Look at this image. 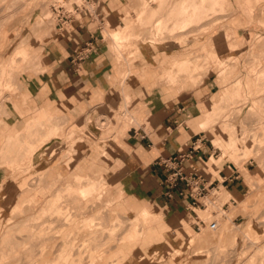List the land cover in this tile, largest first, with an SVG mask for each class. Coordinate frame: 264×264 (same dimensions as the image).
<instances>
[{
  "label": "rangeland",
  "instance_id": "374dc122",
  "mask_svg": "<svg viewBox=\"0 0 264 264\" xmlns=\"http://www.w3.org/2000/svg\"><path fill=\"white\" fill-rule=\"evenodd\" d=\"M169 1L176 3L165 0ZM221 1L217 7L220 10L210 16L217 15L216 19L196 27V34L172 35L170 40L171 36L163 33L164 37H158L161 41L149 44L152 26L160 19L162 23L167 21L165 2L151 18L150 10L159 6V0H126L125 5L118 0H0V73L4 69L0 74V264H64V256H56L65 245L66 253L72 255L67 264H264V0ZM88 17L92 18L91 31L110 51V36L127 29L125 37L131 42L122 47L124 58L118 60L113 50L111 53L122 64L128 63L130 69L140 60L132 52L137 47L143 53L146 47H154L151 53L160 58L174 55L159 70L155 58L156 69L150 77L154 86L167 87L175 101L182 100L185 108L193 107L186 112V126L197 134L194 146H205L210 152L202 161L221 160V149L230 152L220 170L209 172L202 166V170L192 169L199 176L205 175L208 182L200 205H190L186 214L166 217L158 209L163 213L160 220L147 228L143 218L136 227L143 209L148 207L152 213L156 209L127 201L114 179L115 169L106 177L99 173L102 170L92 167L96 163L80 168L88 149L77 153V129L68 117L51 111L50 106L32 105L25 79L47 72L46 48L73 32L77 24H86ZM22 49L28 50V62L20 63ZM184 59L196 63L190 68L195 70L191 74L181 73L171 64ZM141 75L147 76L132 72L126 81H140L136 78ZM208 85L214 89L206 91ZM235 85H241V90ZM120 106L114 111L120 125L139 127L140 111L130 113V103L123 109ZM97 114V127L89 121L86 128L94 144H105L118 129L106 116L108 111ZM207 115L216 121L204 129ZM216 131L225 139L221 149L212 141L211 134ZM233 137L239 148L227 150ZM105 151L110 156L108 149ZM224 165L228 176L234 171L242 176L239 196L231 193L232 187L210 185L221 179ZM77 175L97 180L103 176L107 184L78 200L76 195L62 192L69 184L78 185ZM250 176L259 179V185L251 187ZM58 195H63L58 203L68 215L67 223L56 216ZM215 222L219 223L217 230L210 229ZM249 225L251 238L258 239V244L245 239ZM236 226L241 227L239 238ZM171 227L181 229L174 231ZM134 229H142L145 234L131 239L128 236ZM160 231V237H156L154 232ZM258 245L263 248L257 249Z\"/></svg>",
  "mask_w": 264,
  "mask_h": 264
},
{
  "label": "crops",
  "instance_id": "0c3cea01",
  "mask_svg": "<svg viewBox=\"0 0 264 264\" xmlns=\"http://www.w3.org/2000/svg\"><path fill=\"white\" fill-rule=\"evenodd\" d=\"M118 1L125 5L126 0ZM91 21L92 18L88 17L86 24H77L73 32L60 37L46 48L48 71L38 77L25 79L26 92L33 101L32 105L40 108L50 106L51 111L64 113L68 117L77 129V153L81 149L84 152L88 149L80 168L85 164L88 167L89 163H96L92 167L102 170L99 173H105L106 177L110 170L115 169L114 179L131 204L148 205L156 209V214L163 215L158 210L161 209L166 217L170 214H186L193 202L189 195L191 189H187L185 182H179L177 189H171L168 181L176 171L190 177L195 173L192 169L202 170L200 162L210 152L205 146H194L197 134L186 126V112L192 111L193 107L185 108L186 104L182 100L175 101L173 95H168L167 87L154 86V80L150 78L156 69L155 58L159 61V70L162 65H168L164 62L174 55L165 54L160 58L151 53L154 47H146V53L137 47L132 52L140 60L135 62L138 65L134 69H130L128 63L118 61L103 45V41L95 37L91 31ZM88 44H92V54L85 61L78 62L76 53ZM132 72L147 76L140 81H126L127 75ZM205 89L212 91L214 88L208 85ZM129 103L130 113H141L139 127L121 126L114 117L116 106L121 105L123 109ZM106 111V116L115 123L114 129H118L115 131L117 134L114 133L111 140L106 139L108 142L105 144L102 141L94 144L86 127L91 121L96 128L97 113ZM17 122L20 120L17 119ZM105 149H108L110 156ZM191 149L200 150L189 155ZM227 169L224 165L219 173L221 179L216 178L210 185L217 183L227 189L232 187L231 193L239 196L242 176L236 171L228 176ZM202 177L208 182L205 175ZM182 191L184 195H181Z\"/></svg>",
  "mask_w": 264,
  "mask_h": 264
},
{
  "label": "bare ground",
  "instance_id": "6f19581e",
  "mask_svg": "<svg viewBox=\"0 0 264 264\" xmlns=\"http://www.w3.org/2000/svg\"><path fill=\"white\" fill-rule=\"evenodd\" d=\"M160 2H158V0H157V2L159 3V6L157 7V8H151V10H150V13H151V18L152 19H154L153 17L155 16L156 17V15H157V12L159 11V9H161L162 7H163V5H167V9H168V14H167V21H166V23H162L161 21V19H160V21L159 22H157V23H155L153 26H152V22H150V24H151V26H152V28L151 29H153V30H151V40H150V42H149V44L151 43V44H154L155 42H157V41H161L160 40V38H158L160 35L162 36L163 35V33H164V35L166 34V33H168L171 37H169V39L170 38H172V35H173V37H176V36H179V35H186L187 36V34H190V36L192 35V34H194L196 31H195V29H196V27H197V29H198V27H200L201 28V26H202V24H205V23H211L210 22V20L211 19H213V18H215V17H213V18H211L210 16H212V14H213V16H214V13L216 14L220 9L219 8H217V7H219V5L218 4H220L221 5V2L219 1V0H176V3H174V2H170L169 1V3L168 2H165V0H159ZM178 1V2H177ZM163 2H165L163 5H162V3ZM218 2H220V3H218ZM153 3H156V1H154ZM152 3V4H153ZM161 4V5H160ZM155 5V4H154ZM222 7V6H221ZM220 7V8H221ZM216 8L218 9L217 11H216ZM170 9V10H169ZM146 11V9H144L143 10V12H145ZM221 12H222V10H221ZM216 19V18H215ZM215 21V20H214ZM163 22H165V21H163ZM218 22V21H217ZM214 23V22H213ZM260 23V22H259ZM150 26V27H151ZM204 26H206V25H204ZM208 26V25H207ZM149 27V26H148ZM207 29V28H206ZM200 30H202V29H200ZM194 32V33H193ZM202 32V31H201ZM150 33V32H149ZM129 34V33H128ZM196 34V33H195ZM127 35V29L125 28L124 30H122V31H119V32H115L112 36H110V38H111V40H112V45H111V47H112V50H113V52L117 55V58H119L118 60H120V59H122V58H124V54H123V50H122V47L124 46V44H126L128 41L129 42H131V39L129 38V40L128 39H126V36ZM164 35L162 36V37H164ZM174 35H176V36H174ZM130 36V35H129ZM160 36V37H161ZM195 36V35H194ZM163 39V38H162ZM167 39V38H166ZM165 39V40H166ZM164 40V39H163ZM168 40V39H167ZM171 40V39H170ZM136 42H138V41H142V40H140V39H137V40H135ZM178 42H181V41H178ZM177 42V43H178ZM185 42V41H184ZM111 50V51H112ZM27 56H28V50H25V49H22L21 50V52L19 53V58H21L20 59V63H21V60H26L27 59ZM215 57V56H214ZM24 58V59H23ZM30 58V57H29ZM28 58V59H29ZM217 58V57H216ZM27 59V60H28ZM214 59V58H213ZM217 59H219V58H217ZM26 60V62H28ZM14 61L15 60H12V62L14 63ZM215 61H218V60H216L215 59ZM11 62V63H12ZM23 62V61H22ZM197 62V61H196ZM219 62V64L220 63H222V65H221V67L222 66H224V63L223 62H221V61H218ZM12 63V64H13ZM19 62L17 61V64H18ZM23 63H25V62H23ZM195 62H193L191 59H184V60H177V61H174L173 63H171L172 65H174V66H176L179 70H181L180 72L182 73V72H184V71H188V73L190 72V74L192 73V72H194L195 70H190V68L192 67V66H194L193 64H194ZM9 65H10V63H9ZM195 65H196V63H195ZM2 69V68H1ZM1 72V71H0ZM2 73H4V69L2 70ZM2 73H0L1 75H2ZM130 74V73H129ZM4 75V74H3ZM128 76V75H127ZM132 77H137L136 75L134 76V75H131ZM193 76V75H192ZM3 77V76H2ZM144 76L143 75H141V76H139L138 78H136V79H138V80H141V79H144L143 78ZM127 78V77H126ZM130 78V77H129ZM192 78H194V76L192 77ZM259 78L260 79H262L261 78V76H259ZM259 79V80H260ZM3 80V79H2ZM242 80V79H241ZM0 81H1V79H0ZM240 82V81H239ZM0 83H2V82H0ZM241 83H242V81H241ZM1 85V84H0ZM239 85V84H238ZM238 85H235L236 86V88H238L239 89V91L241 90L240 89V86L242 85H240V86H238ZM238 86V87H237ZM238 89L236 90V89H234V90H236V92H238ZM240 92H238L237 93V95L238 96H240V94H239ZM216 108H217V106H215ZM220 107V106H219ZM214 109V108H213ZM217 110V109H216ZM215 110V111H216ZM208 116V115H207ZM208 118V120H207V122H204L203 124H202V126H203V128L205 129V128H207L209 125H210V123H214L216 120L214 119L215 117H207ZM217 119H219V118H217ZM222 120V119H221ZM230 120V119H229ZM56 121V119H54V122ZM220 121V120H219ZM217 123V122H216ZM32 124V123H31ZM28 125V124H27ZM58 125V124H57ZM56 125V126H57ZM63 125V124H62ZM216 125V124H215ZM224 126V125H223ZM55 127V126H54ZM32 128L33 127H31V130H32ZM55 128H57V127H55ZM223 128V127H222ZM228 128V125H227V127H225L224 128V131H226V129ZM58 129V128H57ZM33 130H35V128L33 129ZM53 130H55L54 128H53ZM28 132V131H27ZM32 132V131H31ZM43 132V131H42ZM34 133V132H33ZM35 134H36V132H35ZM38 134H40V132L38 133ZM37 134V135H38ZM24 135V134H23ZM36 135V136H37ZM43 135V134H42ZM212 135V141H213V144L217 147V149L218 148H220V145H221V143H223L224 142V138L222 137L223 135H221L220 134V132L218 133L217 131L216 132H214V133H212L211 134ZM234 136V135H233ZM248 136V135H247ZM18 137V136H17ZM225 137V136H224ZM19 138V137H18ZM30 138V137H29ZM36 138V137H35ZM21 139V138H20ZM247 139V138H246ZM12 141V140H11ZM13 142H11V144H12ZM35 143V142H34ZM225 143V142H224ZM227 144H229L228 146L226 145V149L228 150L230 147H231V149H238L239 148V143H238V141L236 140V137H235V139H234V137L232 138V139H230V141H228V143ZM229 147V148H228ZM221 149V148H220ZM221 151H223V158L221 159V160H217V159H210V160H208V161H201L200 162V166H202V167H205V169L207 170V171H209V172H214V171H217V170H220V168H221V164H222V162L224 161V160H226L227 158H228V155H229V153L227 152V151H225L224 149H221ZM32 155H33V153H32ZM26 172V171H25ZM98 177V176H97ZM103 176H101L100 177V180H101V178H102ZM99 180V178H98V180L97 179H95V178H91V177H89V178H85L84 176H80V175H77L76 176V183L78 184L77 186H74L73 184H69V185H67V187L65 188V189H63L62 190V192H65V193H67V194H70V195H76L77 197H78V200H82V198L84 197V196H86L88 193H94L95 192V190H96V192H97V189L98 188H100V187H102L103 185H106L107 183H106V181H104V179L102 178V180L100 181ZM85 182H87V183H85ZM259 182H260V180L259 179H257L255 176H250L249 177V179H248V183H249V185L251 186V187H253V186H255V185H259ZM263 182V181H262ZM261 182V183H262ZM85 184L87 185V186H85ZM31 186V185H30ZM3 189V188H2ZM101 189V188H100ZM99 190V189H98ZM264 190V189H263ZM221 191V190H220ZM217 193H218V191H217ZM216 193V194H217ZM221 193V192H220ZM222 194V193H221ZM221 194H218V195H220L221 196ZM224 195V194H223ZM82 198H81V197ZM62 197H63V195H58V198L56 199V201H55V206H54V208H55V210H56V216L57 217H63V219H65L64 221H65V223H67L69 220L66 218L68 215L66 214L65 215V213L63 212V208L61 207V205L58 203V202H61V200H62ZM76 197V198H77ZM86 198V197H85ZM85 198H83V199H85ZM219 198V197H218ZM222 198H223V196H222ZM223 200V199H222ZM208 206V205H207ZM17 207V206H16ZM210 207V206H209ZM64 213V214H63ZM218 215V214H217ZM223 215V214H222ZM65 216V217H64ZM163 217V215H161V214H156V213H152V212H150L147 208H145V209H143L140 213H139V215H138V219H139V222L135 225L136 227H138V226H140V220L141 219H143L144 218V220L143 221H145L146 220V225H147V228H149L150 227V225L154 222V221H158V220H160L161 218ZM215 217H217V216H215ZM219 217V216H218ZM211 218H212V216H211ZM230 219V218H229ZM148 220H150V222L148 223L147 221ZM212 220V219H211ZM207 221V220H206ZM216 221V220H215ZM219 221V220H218ZM145 223V222H144ZM216 224H217V226L219 225V223L218 222H215ZM224 224V223H223ZM226 224V223H225ZM212 224H210V226H211ZM229 225V224H228ZM142 227V226H141ZM223 227V226H222ZM228 228H229V226H228ZM227 228V229H228ZM232 228V227H231ZM236 228H237V232H238V234H237V238H239V236H240V233H241V227H237L236 226ZM225 231H226V229L225 228H223ZM233 229H234V227H233ZM140 230V229H139ZM142 230V229H141ZM138 231V229H134V230H132V232H131V234L128 236V237H130L131 239H138V238H140V236H142L143 234H145L143 231ZM220 230V229H219ZM218 230V231H219ZM224 230H222V231H224ZM231 230V229H230ZM247 230H248V233H247V235H246V237H245V239L247 238V239H249L250 241H251V243L252 244H258L259 243V241H258V239H252L251 238V235H250V232L252 231V226L251 225H249L248 226V228H247ZM236 231V230H235ZM217 232V231H216ZM139 233H141V234H139ZM161 231L160 232H158V233H155L154 232V235L156 236V237H160V235H161ZM189 234H191V232L189 231ZM135 239V240H136ZM132 241V240H131ZM246 241H248V240H246ZM245 242V241H244ZM248 245H250V243L248 244ZM243 246V245H242ZM262 246H264L263 244H262ZM3 246L1 245V248H2ZM67 245H65V246H63V247H61V250L59 251L60 252V255H58L57 254V256H56V258H61L62 257V255L64 256L63 258H61V259H64L63 261H64V264H67L68 263V260H69V258H70V256L72 257V255L70 254V252L69 253H66V249H67ZM254 247V246H253ZM252 247V248H253ZM257 247V249L260 247L261 248V246L260 245H258V246H256ZM251 248V249H252ZM259 248V249H260ZM263 248V247H262ZM261 248V249H262ZM254 249H256V248H254ZM253 250V249H252ZM251 250V251H252ZM263 250H264V248H263ZM262 251V250H261ZM261 251H259V252H261ZM242 252H243V250H242ZM254 252V251H253ZM3 253V252H2ZM5 253V252H4ZM3 253V254H4ZM262 253V252H261ZM2 254V255H3ZM262 254H264V253H262ZM261 254V255H262ZM6 255V254H5ZM12 256V255H11ZM13 256H15V255H13ZM24 256V255H23ZM6 257V256H5ZM15 257H17V258H19L18 257V255L16 254V256ZM261 257H263V256H261ZM7 258V257H6ZM9 258V257H8ZM13 259H14V257H13ZM12 259V260H13ZM18 260V259H17ZM3 261H4V259H3ZM19 261V260H18ZM21 261V260H20ZM9 262V261H8ZM12 262V261H11ZM59 262H60V259H59ZM59 262H57V263H59ZM7 264V263H6ZM9 264V263H8ZM11 264V263H10ZM18 264V263H17ZM23 264V263H22ZM25 264V263H24Z\"/></svg>",
  "mask_w": 264,
  "mask_h": 264
},
{
  "label": "built area",
  "instance_id": "2783aa9c",
  "mask_svg": "<svg viewBox=\"0 0 264 264\" xmlns=\"http://www.w3.org/2000/svg\"><path fill=\"white\" fill-rule=\"evenodd\" d=\"M67 23V22H66ZM93 52L92 44H88L85 46V49H83L81 52L76 53V60L78 62H83L86 59L89 58V56ZM200 149H191V152H189V155H193V153H197ZM185 158H189V156H186ZM179 182H185L187 189H191V193L189 194L193 200L192 206H199L200 201L199 199L204 198V192H205V180L202 176H199L197 173H194L192 176L188 177L185 173H180L179 171H176V173L172 176V179L168 181L170 184L171 189H177ZM184 191L181 192V195H184ZM218 226L216 223H212L210 226V229L217 230Z\"/></svg>",
  "mask_w": 264,
  "mask_h": 264
}]
</instances>
